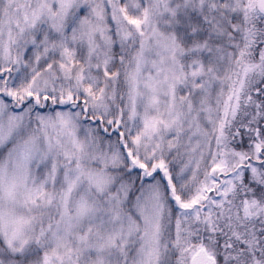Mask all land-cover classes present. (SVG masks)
Masks as SVG:
<instances>
[{"label":"snow or ice","instance_id":"obj_1","mask_svg":"<svg viewBox=\"0 0 264 264\" xmlns=\"http://www.w3.org/2000/svg\"><path fill=\"white\" fill-rule=\"evenodd\" d=\"M0 264H264V0H0Z\"/></svg>","mask_w":264,"mask_h":264}]
</instances>
